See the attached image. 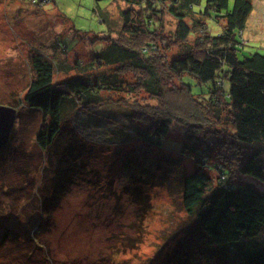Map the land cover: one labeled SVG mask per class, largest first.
Returning <instances> with one entry per match:
<instances>
[{
  "label": "trees",
  "instance_id": "16d2710c",
  "mask_svg": "<svg viewBox=\"0 0 264 264\" xmlns=\"http://www.w3.org/2000/svg\"><path fill=\"white\" fill-rule=\"evenodd\" d=\"M120 1L129 7L122 12L121 29L106 38L108 47L95 54L86 75L60 82L50 61L39 55L33 59L34 78L23 104L42 117L36 142L49 160L40 167L38 195L44 191L49 196L42 201L48 220L54 202L71 190L70 173L94 174L101 180L100 172L92 168L91 173L87 159L80 157L83 153L73 155L76 144L58 145L63 135L76 136L64 130L67 97L75 94L81 111L93 112L101 104L128 108L146 143L162 147L174 125H180V154L207 151L197 157L192 174H181L182 206L199 229L193 251L188 256L185 250L183 260L264 264V243L259 241L264 190L258 188L264 187V53L239 57L253 1ZM169 16L172 24L167 23ZM199 87L201 92H195ZM81 144L85 152L89 144ZM92 148L88 152L97 146ZM57 152L51 162L50 154ZM45 170L53 180L51 187L45 185ZM35 228L39 232L33 243L38 244L41 229ZM22 244L17 235L5 238L0 253H6L8 262L14 260ZM109 262L113 264L112 257Z\"/></svg>",
  "mask_w": 264,
  "mask_h": 264
},
{
  "label": "rangeland",
  "instance_id": "374dc122",
  "mask_svg": "<svg viewBox=\"0 0 264 264\" xmlns=\"http://www.w3.org/2000/svg\"><path fill=\"white\" fill-rule=\"evenodd\" d=\"M252 1L255 8L240 37L241 60L264 53V2ZM128 8L120 0H0V105L18 113L12 138L0 150V247L15 235L23 243L14 260L0 253V264H109L111 257L113 264H189L183 255L187 250L190 256L199 229L182 206L181 174H192L197 157L207 151L180 154V125L158 147L139 138L141 126L125 106L106 103L81 111L73 94L67 97L64 130L76 136L63 135L58 145L76 144L73 155L83 153L101 180L70 173L71 190L54 202L49 220L43 205L49 196L38 195L40 167L49 157L36 142L42 117L23 104L34 56L50 61L60 82L86 75L95 54L108 47L106 38L121 29ZM172 21L169 16L167 23ZM81 141L89 144L85 152ZM92 146L97 148L88 152ZM58 153L50 154L51 162ZM44 181L53 186L47 170ZM259 241L264 243V232Z\"/></svg>",
  "mask_w": 264,
  "mask_h": 264
},
{
  "label": "water",
  "instance_id": "95a60500",
  "mask_svg": "<svg viewBox=\"0 0 264 264\" xmlns=\"http://www.w3.org/2000/svg\"><path fill=\"white\" fill-rule=\"evenodd\" d=\"M17 115L16 109L0 105V150L6 147L11 139Z\"/></svg>",
  "mask_w": 264,
  "mask_h": 264
}]
</instances>
